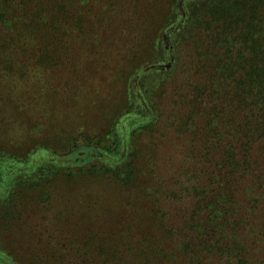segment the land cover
<instances>
[{
    "label": "rangeland",
    "instance_id": "1",
    "mask_svg": "<svg viewBox=\"0 0 264 264\" xmlns=\"http://www.w3.org/2000/svg\"><path fill=\"white\" fill-rule=\"evenodd\" d=\"M193 3L177 1V27L187 23ZM67 4L57 22L47 16L50 21L30 28L27 39L0 46V166L6 167L0 188L10 176L47 164L17 181L15 195L0 196V207L10 211L3 217L0 209V264H40L38 255L46 258L49 251L58 257L49 255L43 263L103 264L101 246L90 235L106 247L119 242L125 254L126 243L130 251L154 244L156 232L182 264H264L260 160L254 173L246 168L235 179L241 195L235 194L234 215L226 224L230 253L191 260L193 248L181 250L193 235L185 226L188 208L208 180L200 155L207 120L199 114L192 119L195 95L189 84L199 76L192 44L197 38L183 43L180 33L173 36L166 16L174 0ZM155 52L161 54L157 61ZM115 123L116 134L106 139ZM88 138H105L107 148H100L108 153L113 147L112 156L99 151L103 155L77 163L68 152ZM122 155L129 165H118ZM125 168L134 173L123 174ZM18 193L22 201L16 203Z\"/></svg>",
    "mask_w": 264,
    "mask_h": 264
},
{
    "label": "trees",
    "instance_id": "2",
    "mask_svg": "<svg viewBox=\"0 0 264 264\" xmlns=\"http://www.w3.org/2000/svg\"><path fill=\"white\" fill-rule=\"evenodd\" d=\"M68 1L0 0V28L3 29L0 30V46H12L17 39L23 40L24 36L27 39L28 30L37 28L42 22H57L60 12L68 10ZM177 1L174 0L171 7L173 11H168L166 21L167 24L173 25V36L177 32L180 33L179 38L184 40L183 43L197 38L192 44L197 52L199 76L189 84L195 95L192 100V119L194 114H199L207 120V139L203 141L206 148L203 147L200 155L206 163L205 173L208 180L204 191V186L200 191L196 190L195 205L188 208L191 212L185 226L193 231V235L190 241L181 244L183 252L193 248V254L192 251L189 253L191 260H194V257L200 260L203 255L207 257L212 254L230 253L226 244L232 231L226 224L234 215L231 206L233 198L235 194H240L235 179L238 175L241 180L246 168L250 173H254L255 168H259L258 160L264 166V0H193L183 29L177 27L180 21L175 20L178 13ZM47 16L51 17L50 20ZM184 18L185 15H182L181 19ZM155 54L156 52L154 56ZM154 58L157 61L161 54H156ZM126 112H133V107L128 108ZM113 126V129L110 128L105 133L106 139L111 134H116V123ZM134 133L135 131L128 132L127 137ZM104 139L95 142L93 138H88L85 143L77 147L74 145L68 153L77 163L92 159L97 153V156L104 153L111 157L114 149L110 147L108 153L104 151L102 148H107ZM122 159L118 165H129V157L123 156ZM13 162L15 165L20 160ZM107 162L113 163L111 159ZM45 165L47 164H42L30 172H18L15 176H10L13 183H8L9 177L0 188V196L3 193L1 197L4 198L15 195V183L27 174L32 173L33 176L34 173H40ZM0 168L1 171L6 167ZM134 169L125 168L123 174L134 173ZM7 173L2 172L3 175ZM10 173L12 171L8 174ZM21 198V193H18L14 201L19 203ZM156 200H159V197ZM0 209L3 211V217L10 213L4 206ZM159 212L161 210L157 207L155 218H160ZM11 220L12 218L7 219V222ZM167 232L172 234L170 229H167ZM90 237H93L92 244L95 247L101 246V254L105 255L103 264H110L111 260H114L115 264H151L155 259L158 261L155 264H182L177 257V251H169L163 247V237L157 232L152 236L154 244L146 248L136 246L130 251V243H126L125 254L124 250L116 245L119 242L106 247V242L94 240L93 235ZM147 241L151 242L147 238L143 240L144 243ZM46 254L48 256L45 258L42 253H36L32 260L36 262L35 259L39 257L40 264H50L43 263V260L49 262V255L52 258L58 257L55 255L56 251ZM4 255L7 256L8 253ZM26 263L31 264L30 261Z\"/></svg>",
    "mask_w": 264,
    "mask_h": 264
}]
</instances>
